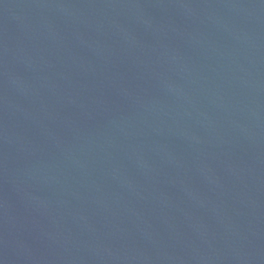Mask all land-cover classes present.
Segmentation results:
<instances>
[{"label": "water", "instance_id": "obj_1", "mask_svg": "<svg viewBox=\"0 0 264 264\" xmlns=\"http://www.w3.org/2000/svg\"><path fill=\"white\" fill-rule=\"evenodd\" d=\"M0 264H264V0H0Z\"/></svg>", "mask_w": 264, "mask_h": 264}]
</instances>
